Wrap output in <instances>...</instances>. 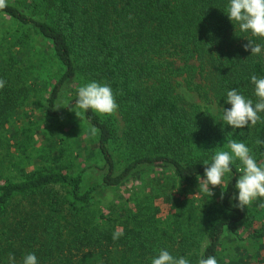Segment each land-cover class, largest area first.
Segmentation results:
<instances>
[{"label": "trees", "instance_id": "trees-1", "mask_svg": "<svg viewBox=\"0 0 264 264\" xmlns=\"http://www.w3.org/2000/svg\"><path fill=\"white\" fill-rule=\"evenodd\" d=\"M19 1L22 6L6 1L0 15L47 39L63 65L62 76L43 104L48 116L55 119L75 107L76 97L67 107L56 108L62 87L70 80L97 81L112 89L126 122L122 143L113 121L91 110L84 112L86 121L98 130L103 185L118 187L142 168L164 165L182 185L199 188L197 176L204 175L203 162H211L217 151L228 150L232 140L244 143L258 163L264 162V145L255 144L256 139L264 141V123L233 129L221 119L223 108L231 107L225 102L227 91L236 89L255 101L251 76L264 78V38L240 31L229 20V0ZM28 37L26 32L21 36ZM248 39L261 45L260 54L251 55L250 49H244ZM179 77L190 85L198 78L200 84L194 88L215 99L218 113L203 112L196 105L187 107L176 91ZM9 110V103L5 110L0 105V118ZM259 115L264 120V112ZM114 143L125 147L129 155L121 170L117 169ZM238 163L232 166V178L219 202L222 217L210 219L195 232L198 242L202 236L207 239L199 258L215 256L226 262L227 257L226 264H240L231 252L223 256V238L227 232L238 237L240 225L251 217L262 221L254 227L253 237L264 244V214L250 205L243 209L234 206ZM85 171L42 169L21 180L0 182V264H6L10 255L16 257V264H22L28 253L36 255L38 264H71L79 252L83 264H136L135 259L142 258V254L128 251L145 249V242L126 239L125 231L118 240L112 239L118 219L104 214L85 217L97 189L85 187ZM256 201L264 204V198ZM126 222L133 223L129 227L134 232L140 220L132 215L118 225ZM103 223L110 229L94 236L91 229H99ZM73 227L71 240L68 234ZM71 242L77 243V253ZM117 245L123 248L115 250ZM92 247L99 250L87 252Z\"/></svg>", "mask_w": 264, "mask_h": 264}, {"label": "rangeland", "instance_id": "rangeland-1", "mask_svg": "<svg viewBox=\"0 0 264 264\" xmlns=\"http://www.w3.org/2000/svg\"><path fill=\"white\" fill-rule=\"evenodd\" d=\"M6 1L22 6L19 0ZM24 32L29 37L22 39ZM63 71V65L47 39L33 29L21 28L14 20L0 15V79L6 81L4 87L0 88V105L4 106V110L8 103L10 105L5 117L0 118V182L21 180L42 169H60L68 173L85 169V187H97L94 204L85 217L104 214L118 219L115 228L125 231L126 239L145 242V249L133 248L128 251L131 254H142V258L135 259L136 264H151V259L158 255L160 249L169 251L177 258L183 256L190 264H198L207 239L202 236L198 242L195 232L208 224L210 219L218 220L222 217L223 211L218 210L222 188L216 186L213 189L214 195L209 198L192 185H182L164 165L142 168L118 187L103 185L105 168L98 150L97 132L93 135V127L86 121L84 112L81 110L78 117L71 110L53 119L43 107ZM194 82L190 85L185 77L175 81L176 91L184 104L187 107L196 105L203 112L217 114L219 106L215 99L211 95H201L194 88L200 84V80L197 78ZM86 83L88 81L78 78L66 82L57 106L67 105L76 97L78 88ZM37 102L42 106H38ZM102 117L113 121L119 130V143H122L126 122L118 108L114 114ZM126 151L123 146L118 148V143L113 144L118 170L128 163L129 155ZM229 181L225 176L224 185ZM262 204L255 200L250 206L252 210L264 214ZM132 215H137L140 220L134 232L129 227L133 223L118 225L121 220ZM261 223L251 217L245 225H240L238 237L227 232L221 248L223 256L231 252L241 260L240 264H264V244L253 237L254 227ZM97 224L91 222L90 225ZM109 229L103 223L99 229H91V232L98 236L102 230ZM73 230L74 227L68 234L71 240ZM71 246L77 253V243L71 242ZM21 248L23 252L26 251L24 247ZM122 248L115 246V250ZM86 250L99 249L92 247ZM82 254L79 252L71 264H83ZM225 261H228L227 257ZM217 262L226 264L219 259ZM5 263L9 264V259Z\"/></svg>", "mask_w": 264, "mask_h": 264}, {"label": "clouds", "instance_id": "clouds-1", "mask_svg": "<svg viewBox=\"0 0 264 264\" xmlns=\"http://www.w3.org/2000/svg\"><path fill=\"white\" fill-rule=\"evenodd\" d=\"M7 7L6 0H0V9ZM226 14L229 20L239 25L242 32H250L253 37L264 38V0H229ZM244 44L245 50H251V55L261 53V45L255 44L251 39ZM6 81L0 79V88H3ZM251 83L254 85L255 101L246 98L237 92L236 89L227 91L225 102L230 104V108H223L222 121L230 125L233 129H243L245 126L254 127L258 122L264 123L259 113L264 112V78L251 76ZM74 110L79 117L80 111L91 110L100 115H112L116 112L118 104L111 87L97 81H90L77 90ZM58 105L56 108L58 109ZM98 130L93 127L92 133ZM256 145H264V141L255 140ZM228 150L217 151L211 162L205 160L203 164V177L197 176L198 191L208 196L214 195L213 189L216 186L222 188L221 199H223L224 178L230 180L233 175V164H236L235 171L239 173L236 179L235 188L238 195L233 194L232 199L236 201L235 207L243 209L258 199L264 198V162L258 163L251 154V149L242 142L232 140L227 145ZM211 186V187H210ZM197 193V192H196ZM264 207V204L261 205ZM123 230L118 229L112 234V239L118 240L123 235ZM9 264H16L15 257L9 256ZM22 264H38V259L34 253H28L23 257ZM151 264H190L189 260L183 256L174 257L169 251L160 249L157 256L151 259ZM198 264H218L215 256H201Z\"/></svg>", "mask_w": 264, "mask_h": 264}]
</instances>
